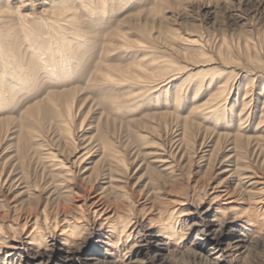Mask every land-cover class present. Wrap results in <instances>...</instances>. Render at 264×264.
<instances>
[{
    "label": "rangeland",
    "instance_id": "rangeland-1",
    "mask_svg": "<svg viewBox=\"0 0 264 264\" xmlns=\"http://www.w3.org/2000/svg\"><path fill=\"white\" fill-rule=\"evenodd\" d=\"M71 1L0 0V264H264V0Z\"/></svg>",
    "mask_w": 264,
    "mask_h": 264
},
{
    "label": "bare ground",
    "instance_id": "bare-ground-1",
    "mask_svg": "<svg viewBox=\"0 0 264 264\" xmlns=\"http://www.w3.org/2000/svg\"><path fill=\"white\" fill-rule=\"evenodd\" d=\"M67 1H70L71 3L70 4H68V3L66 4ZM60 2L63 3V5L61 6V11L62 12L60 14H56V16L54 18H52L51 20L47 21V24H46V26H47V28L49 30V36L51 37V44H52V46H54L55 43L57 45L55 48L54 47L51 48V51H53V54L55 56H56L57 51H59V50H63V49L66 48L69 51V49L71 48L72 44H71V41H68L69 39L67 40V38L64 37L61 33H55L54 30L51 28V24L53 23V24H56V25L58 24L59 25V24L63 23V21H64V23H68V24H76L79 21V16H78L79 13H78V10L76 9V5L74 4L75 5L74 6L71 0H60ZM40 54H41L40 52H37L35 55H40ZM76 56H77V54H76ZM77 58H78V56H77ZM14 59H18V57L14 56ZM20 61L21 62L17 66H15V68H14L15 62H14L13 59L7 60L1 66V73H0V94L4 98L3 99H0V101H2L4 103H6V101H8V103H9V101L12 100V97L14 96V92L12 93V91H11V89H10L9 86L6 87L4 85V83H3V80L4 79L2 78V75H4V74L15 75V76H18V77H20L22 79H27L31 75L35 76V73H36V75H38V73H37L38 70L37 69H34V64H36V63H33L31 61H28L27 59H24V58L20 59ZM40 62L42 64H44V65L45 64H48V60L45 57V54H43V53L41 54ZM65 64H66V66L67 65L68 66L69 65H72V63L70 61H68V63H65ZM55 66H57V65H55ZM69 70H71V69L69 68ZM16 72H18V73H16ZM223 92L224 91H220L219 93H223ZM5 97H7V98H5ZM67 110L69 111V108H67ZM67 131H70V130L68 129ZM73 146L75 147V144ZM51 156H53V155H51ZM59 165L63 166V163L61 162V163H59ZM95 213H96V211L93 212V214H95ZM44 216H46V215H44ZM45 220L46 221L48 220L47 217H45ZM247 221L250 222V218L249 217L247 218ZM173 223H174V221H172L171 219H168V218L162 219V220H160L158 222L159 232H162L164 234H167L169 237H173V238H171L172 241L177 237L176 236L177 234H176V231H175V227H173ZM73 224H74V226H73ZM108 224H109V228L112 231L116 232L117 234H123L124 233V230H125V226L126 225H124L122 228H118L116 226V223H110L109 222ZM55 225L57 226V224L54 222V226ZM35 226L38 227V224L37 223L34 224V228L36 229ZM65 228L68 229L67 232H66V234L73 235V234H75L79 230V225H77V223L74 222V223L68 224ZM210 235H212V234H210ZM127 237H128V235H127ZM212 237L213 238H216L217 236L216 235H212ZM168 242H170V241H168Z\"/></svg>",
    "mask_w": 264,
    "mask_h": 264
}]
</instances>
